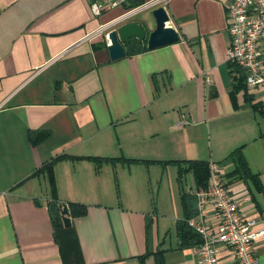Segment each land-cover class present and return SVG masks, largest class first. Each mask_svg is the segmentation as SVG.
<instances>
[{
	"label": "crops",
	"instance_id": "obj_1",
	"mask_svg": "<svg viewBox=\"0 0 264 264\" xmlns=\"http://www.w3.org/2000/svg\"><path fill=\"white\" fill-rule=\"evenodd\" d=\"M229 1L164 0L180 40L132 39L133 53L111 60L100 28L135 7L0 0V264H157L159 252L163 264H199L177 231L196 186L179 176L187 160L221 162L242 213L264 228V100L225 59ZM151 9L125 21L148 32ZM35 131L47 135L33 142ZM53 196L86 210L69 208L71 226L56 229ZM204 218L216 220L210 205ZM216 246L218 264H235ZM254 247L264 258V236Z\"/></svg>",
	"mask_w": 264,
	"mask_h": 264
},
{
	"label": "built area",
	"instance_id": "obj_2",
	"mask_svg": "<svg viewBox=\"0 0 264 264\" xmlns=\"http://www.w3.org/2000/svg\"><path fill=\"white\" fill-rule=\"evenodd\" d=\"M128 1L90 0V6L93 14L99 15ZM163 1L148 0L102 25L100 30L105 31L107 45L112 26L125 21L135 10L153 8ZM226 13L230 43L225 59L244 71L246 86L260 92L264 100V0H230ZM208 170L207 184L193 189L197 214L187 221L200 237V242L194 245L199 264H218L217 243L231 248L235 264H264V258L256 255L254 247L255 241L264 236V228L254 229L253 220L242 213L239 199L231 193L223 164L210 160ZM207 205L216 216L215 222L204 218Z\"/></svg>",
	"mask_w": 264,
	"mask_h": 264
},
{
	"label": "trees",
	"instance_id": "obj_3",
	"mask_svg": "<svg viewBox=\"0 0 264 264\" xmlns=\"http://www.w3.org/2000/svg\"><path fill=\"white\" fill-rule=\"evenodd\" d=\"M142 3H144V0H129L126 5H128L127 8H133V7H137L141 5ZM238 69L241 71L240 78H238V83H241V84L244 83V85H246L244 71L239 67ZM45 135H47L45 132L35 131L30 134V139L33 142H36V141L42 140L45 137ZM230 155L236 161L235 172H238L241 176L242 174L246 175L247 173H249V169L247 167V164H246V161L243 155L241 154L240 148L232 151ZM92 158L96 159L95 157H92ZM123 159L133 160V159H127V158H123ZM185 163H186V166L183 168H180L179 170V176L181 177L183 172L190 171L192 172L194 176L195 185L198 187H204L207 184V179H208V174H209L208 162H204L200 160H187ZM46 167L48 168V171L51 174L52 173L51 172V162H49V164H46ZM181 200H182V205L186 211V216L182 220L178 221L177 223L178 235L183 244H189L191 246L196 245L197 243L200 242V237L188 225V222H187L188 219L194 216L195 214L192 212V207H191L192 200H194L195 206H196L195 197L194 195H188L187 193H182ZM59 205H60L59 201L57 200L55 196H53L52 199L48 203V209L50 211V216L54 222L56 229L59 227L61 228L63 227V223H62L61 216H60ZM69 208H70V211L74 215H82L84 214L86 210L85 204L76 203V202H70L68 204V209ZM156 260H157V264H163L160 252L157 254Z\"/></svg>",
	"mask_w": 264,
	"mask_h": 264
},
{
	"label": "water",
	"instance_id": "obj_4",
	"mask_svg": "<svg viewBox=\"0 0 264 264\" xmlns=\"http://www.w3.org/2000/svg\"><path fill=\"white\" fill-rule=\"evenodd\" d=\"M151 14L155 21L153 29L146 32L142 25L134 20H127L116 23L108 31L110 44L107 50L111 60H116L133 53L130 43L132 39L146 40V47L153 49L161 46L170 45L180 40L178 31L170 22V16L164 5L159 4L151 9ZM60 216L64 227L71 226V219L68 204L63 202L59 205Z\"/></svg>",
	"mask_w": 264,
	"mask_h": 264
},
{
	"label": "rangeland",
	"instance_id": "obj_5",
	"mask_svg": "<svg viewBox=\"0 0 264 264\" xmlns=\"http://www.w3.org/2000/svg\"><path fill=\"white\" fill-rule=\"evenodd\" d=\"M128 8H125V6L123 5H120V6H118V7H116V8H114V9H112L107 15H113V14H115L116 12H121V11H126ZM105 18V17H104ZM186 179V183L187 184H190L191 183V178L187 175V173H186V175L184 176V180Z\"/></svg>",
	"mask_w": 264,
	"mask_h": 264
},
{
	"label": "flooded vegetation",
	"instance_id": "obj_6",
	"mask_svg": "<svg viewBox=\"0 0 264 264\" xmlns=\"http://www.w3.org/2000/svg\"><path fill=\"white\" fill-rule=\"evenodd\" d=\"M131 42V41H130Z\"/></svg>",
	"mask_w": 264,
	"mask_h": 264
}]
</instances>
